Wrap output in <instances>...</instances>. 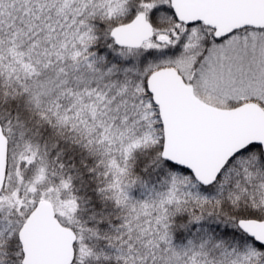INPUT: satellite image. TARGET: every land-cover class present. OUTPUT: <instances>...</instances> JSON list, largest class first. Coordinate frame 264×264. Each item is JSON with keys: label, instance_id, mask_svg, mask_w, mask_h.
<instances>
[{"label": "snow or ice", "instance_id": "1", "mask_svg": "<svg viewBox=\"0 0 264 264\" xmlns=\"http://www.w3.org/2000/svg\"><path fill=\"white\" fill-rule=\"evenodd\" d=\"M0 264H264V0H0Z\"/></svg>", "mask_w": 264, "mask_h": 264}]
</instances>
